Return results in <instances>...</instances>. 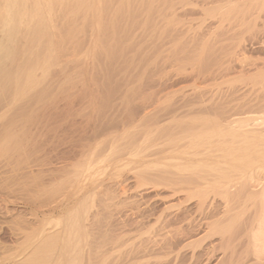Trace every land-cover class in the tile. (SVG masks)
Instances as JSON below:
<instances>
[{
  "label": "bare ground",
  "instance_id": "bare-ground-1",
  "mask_svg": "<svg viewBox=\"0 0 264 264\" xmlns=\"http://www.w3.org/2000/svg\"><path fill=\"white\" fill-rule=\"evenodd\" d=\"M135 15L140 31L154 26L139 39L187 17L186 29L210 23L236 41L233 59L264 45V0H0V264H264V112L172 107L179 90L124 81L147 63L121 62L137 43L121 24ZM200 47L203 78L223 80L231 64ZM246 65L234 77L264 87V57Z\"/></svg>",
  "mask_w": 264,
  "mask_h": 264
},
{
  "label": "rangeland",
  "instance_id": "rangeland-1",
  "mask_svg": "<svg viewBox=\"0 0 264 264\" xmlns=\"http://www.w3.org/2000/svg\"><path fill=\"white\" fill-rule=\"evenodd\" d=\"M152 12H154V13H152ZM151 13L153 14V15H156V13H155V11H151ZM137 17H138V15H137ZM137 17H136V15H135V19H132V21L134 22V26H133V22L131 21V18H130V20H128V22L125 24V23H123V24H121V29L125 32H127V30L128 29H130L131 30V32L134 34V32L137 34V36L135 37V35L136 34H134V37L136 38V42L138 43H136V46H134L132 49L131 48H129V52H128V54H126V57L124 56V60H126V61H123V60H121V62L123 63V62H125V64L123 63V65L124 66H127L126 65V63H128L129 61H131L133 58H134V61H137L138 59H141V58H143V59H141L142 61H144L146 64H144L143 66L141 65V66H139V68H131V69H128V72H127V74H126V76L128 75V77H126L125 76V80L124 81H130V82H133V81H135V78L136 77H138V78H140V77H143L144 76V74L146 75V77L145 78H147V80H148V78H149V81L152 83L151 85H152V87H151V89L154 87L155 89L156 88H158V85L159 84H161V83H166L167 84V86H168V88H167V90H165V92L166 93H164V94H168V92L169 91H178V93L177 94H180V95H177L176 94V96L174 95V96H172V95H169V96H167V98H165V100L167 99L169 102L167 103L169 106H170V104H171V106L172 107H177V108H180V107H184V106H187V105H189V103L190 102H192V103H195V102H198V103H201L202 102V100L204 101V102H207L208 100L210 101H213L214 102V104H215V109L216 110H218L219 112H220V114H229V113H241V112H254V113H257L258 114V116H260L261 115V113H263L264 112V108H263V106H264V102H263V97L262 96H264V87H261L260 89L258 88L260 85H256V86H254V87H252V89H251V87H250V85H248L247 83H245V81H244V79H241L240 77H238V78H236V77H234L236 74H234V72L235 73H237L238 71V69H240L241 68V66H245L246 64H249V63H252V61L253 62H255V59H256V61H257V59L259 60V58H261V57H264V45H262L263 43L262 42H264V39L262 40L261 38H264L263 36H264V34L262 35V33H264V32H262V33H260V34H258L259 32H256L257 33V36H256V38H257V40H258V38H259V40H258V42H260V43H262L261 44V49H255V51L254 50H250V48H249V46L247 47V49H246V53H245V56H243V57H240V58H235V59H233V58H231L230 57V52L232 51V49H234L235 48V46L236 45H233V43H235L236 41H234V42H229V41H224L223 40V38L222 37H220L219 36V33H216V34H211V32H213V30H214V27L215 26H213V24H212V26H211V24L210 23H208L207 25H208V28H204V29H202V31L200 30V31H198V30H194V29H186L185 27H184V23H185V20L187 21V17L186 18H181L182 20H178L179 21V23H178V21H175L172 25V27H169V29L168 28H166V30L168 31H165V32H162L163 30L162 29H159V30H161L160 32L158 31V33L156 32L155 34H151L152 36L149 38L147 35L149 34V36H150V32H147L146 34H144V36H147V37H142L141 39H142V41H141V39H139L140 37H141V35H143V30H150V29H153L154 28V26L153 27H151L150 29H149V27H144V29L142 30V31H140V29H141V27L138 29V26L140 25L139 23H138V26H137V22H135V20L137 19ZM134 18V17H133ZM76 19V18H75ZM181 21V22H180ZM129 22H130V24H132V25H130L129 24ZM155 22V21H154ZM135 23H136V29L135 28H133V27H135ZM123 25V26H122ZM126 25V26H125ZM130 25V27L128 28V26ZM176 25V26H175ZM141 26V25H140ZM156 26V25H155ZM178 26V27H177ZM182 26V27H181ZM210 26V27H209ZM125 27V28H124ZM133 29H132V28ZM174 27H175V29H174ZM213 29H212V28ZM177 28V29H176ZM210 28V29H209ZM145 30V31H146ZM173 30H174V32H173ZM181 30V31H180ZM207 30L209 31V32H207ZM139 31V32H138ZM172 31V32H171ZM206 31V32H205ZM128 32H129V30H128ZM130 32V33H131ZM163 34H162V33ZM170 32V33H169ZM183 32V33H182ZM190 32V33H189ZM193 32V33H192ZM200 32V33H199ZM129 33V34H130ZM132 33H131V35H132ZM138 33H139V35H138ZM165 33V34H164ZM176 33V34H175ZM198 33V34H197ZM202 33V34H201ZM206 33H208V34H206ZM187 34V35H186ZM190 34V35H189ZM194 34V35H193ZM206 36H205V35ZM168 35V36H167ZM174 35V36H173ZM177 35V36H176ZM184 35V36H183ZM193 35V36H192ZM217 37V35H218V39L215 37V36ZM260 37H259V36ZM133 36V35H132ZM138 36H140L139 38H138ZM163 36V37H162ZM182 37V39H181V37ZM185 36H187V37H185ZM200 36V37H199ZM152 37H155V38H152ZM158 37V38H157ZM146 38H147V40H146ZM149 38V39H148ZM171 38V39H170ZM173 38V39H172ZM176 38V39H175ZM188 38V39H187ZM214 38H216V40L218 41H216ZM140 41V42H138V40ZM151 39V40H150ZM167 39V40H166ZM169 39H170V41H169ZM193 39H194V41H193ZM210 39H212V41H213V39H214V41L213 42H215V46H214V43L210 40ZM164 40V41H163ZM176 40V41H175ZM181 40V41H180ZM203 41V43H201L202 41ZM162 41V42H161ZM189 41V42H188ZM224 43V44H221L222 42ZM249 40H245V42H246V44L244 43V40H243V42H242V45L244 44V45H247L249 42H248ZM146 44H144V43ZM208 42H212L213 43V45H212V43H208ZM221 42V43H220ZM166 43V44H165ZM218 43H220V45L222 46H218L219 44ZM144 44V45H143ZM187 44V45H186ZM194 44V45H193ZM203 45V47H204V49L202 50L201 49V51H211L212 49V52L214 51V52H216L215 53V57L214 56H212L213 58H214V62H211V65H215L216 63H218L220 60L222 61L223 60V62H226L227 61V63L231 66V68H230V66H228V64L226 63H223L222 65H223V67L225 66V65H227L228 66V68L229 69H232L231 71H228L227 70V72H226V77H223V80H222V77L220 78V73H218V74H214L215 75V77L217 78V75H218V78H217V80H215V81H213V80H211V79H209V78H211V77H206V79H204L205 78V76L207 75V70H205V69H203V67L201 66H199L200 64L196 61V59H193V58H196V55L198 54V52L200 51L199 50V48H202V47H200V45ZM121 45V46H120ZM119 45V47L118 48H116L115 49V51L117 52V51H119L120 49H122L123 47H125V45H124V43H122V44H120ZM153 45V46H152ZM157 45V46H156ZM182 45H183V48H182ZM190 45V46H189ZM196 45H199V46H196ZM209 45V46H208ZM210 45H212V48H211V46ZM143 46V47H142ZM180 46H181V48H180ZM185 46V47H184ZM207 46L209 47V49H207ZM226 48V50H225V48ZM234 46V47H233ZM263 46V47H262ZM121 47V48H120ZM139 49H138V48ZM156 47V48H155ZM164 47H165V49H164ZM217 47V48H216ZM219 47V48H218ZM229 47H231L230 49H229ZM255 47V46H254ZM253 47V48H254ZM135 48H136V50H135ZM141 48V49H140ZM149 48H151V49H149ZM152 48H154V49H152ZM159 48V49H158ZM167 48V49H166ZM216 48V49H215ZM224 48V49H223ZM156 49V50H155ZM157 49H158V51H157ZM182 49V50H181ZM194 49V50H193ZM218 49H220V50H218ZM229 49V50H228ZM138 50V51H137ZM146 50H149V51H146ZM151 50V51H150ZM164 51L163 52V54H164V56H166L165 58H168L165 62H162V60H158L159 62L157 63H152V60L151 59H155V57L159 54V52L160 51ZM192 50V51H191ZM221 50H223V52L222 53H220L221 52ZM227 51V52H225V51ZM231 50V51H230ZM258 50V51H257ZM261 50V51H260ZM263 50V51H262ZM187 51V52H186ZM230 51V52H229ZM131 52V53H130ZM137 54H136V53ZM150 52V53H149ZM169 52H170V54H169ZM225 52V53H224ZM132 53H134L133 54V56L134 55H136V56H134L133 58L131 57V54ZM144 53V54H143ZM157 55H156V54ZM188 53V54H187ZM194 53V54H193ZM219 53V54H218ZM196 54V55H195ZM223 54V55H222ZM229 54V57H230V60L231 61H229V59L227 58V57H225V55L227 56ZM263 54V55H262ZM149 55V56H148ZM154 55V56H153ZM194 55V56H193ZM217 55V56H216ZM219 55V56H218ZM220 55H222V56H220ZM139 56V57H138ZM141 56H144V57H141ZM186 56V57H185ZM190 56V57H189ZM129 57H130V60H128V62H127V59H129ZM135 57H136V60H135ZM145 57H146V59H145ZM151 57H153V58H151ZM171 57V58H170ZM192 57V58H191ZM211 57V61H212V58ZM217 57V58H216ZM246 57V58H245ZM127 58V59H126ZM150 58V59H149ZM224 58H226V59H224ZM242 58H245L244 60H242ZM173 59V60H172ZM191 59V60H190ZM215 59H216V61H215ZM228 59V60H227ZM236 59H238L239 61L238 62H240L239 64H238V62H237V60ZM247 59V60H246ZM149 60V61H148ZM150 60H151V63H150ZM195 60V61H194ZM232 60H236V61H232ZM252 60V61H251ZM182 61V62H181ZM243 61V62H242ZM249 61V63H247ZM151 64V66L149 65V63ZM175 62V63H174ZM216 62V63H215ZM231 62H236V63H231ZM181 63V64H180ZM221 62H219L218 63V66H219V64H220ZM241 63H244L243 65L241 64ZM121 64V63H120ZM148 64V65H147ZM154 64V65H153ZM158 66H157V65ZM162 64V65H161ZM241 64V66H239ZM122 65V64H121ZM147 65V66H146ZM153 65V66H152ZM188 65V66H187ZM197 65H198V67H197ZM217 65V64H216ZM232 65H234V66H232ZM124 66H121V71H123V69H124V71H125V67ZM149 66V67H148ZM161 66H163V67H161ZM193 66H195V67H193ZM227 66H225L226 68H227ZM240 68H239V67ZM247 66V65H246ZM123 67V68H122ZM147 67V69H146V72H145V68ZM157 67V68H156ZM216 67V66H215ZM220 67H222L221 65H220ZM234 67L236 68V70L234 69ZM150 68H152V70L150 69ZM185 68V69H184ZM190 68L191 69H195V68H197V69H195V71L192 73V70L190 71ZM198 68H200V72L201 73H199V71H196V70H199ZM219 67H217V69H218ZM246 68V67H245ZM127 69V68H126ZM133 69V70H132ZM137 69V70H136ZM141 69H142V71H141ZM181 69V70H180ZM183 69L185 70V72H186V70H187V72L185 73L184 71H183ZM193 69V70H194ZM216 69V68H215ZM264 68H262V71L264 72V70H263ZM131 70V71H130ZM189 70V71H188ZM204 70H205V72H204ZM123 71V72H124ZM133 71V72H132ZM136 71V72H135ZM138 71V72H137ZM153 73H152V72ZM182 71H183V75H185L186 76V74H188L187 76H188V78L187 79H185V80H183V81H181V80H179V78L180 77H183V75L181 74L182 73ZM233 71V72H232ZM191 72V73H190ZM196 72H198L197 74H198V77H197V75L195 74V75H193L194 73H196ZM234 74H232V73ZM129 73H132V75L131 74H129ZM202 73H204L205 74V76H204V74H202ZM138 74V75H137ZM181 76H180V75ZM221 74H225V71H224V73H221ZM238 74V73H237ZM131 75V76H130ZM135 77H134V76ZM151 75V76H150ZM153 75V76H152ZM167 75V76H166ZM193 75V76H192ZM213 75V76H214ZM220 75V76H219ZM158 76V77H157ZM160 76V77H159ZM190 76V77H189ZM191 76H192V79H191ZM200 76V77H199ZM212 76V77H213ZM161 77H162V79H161ZM172 77V78H171ZM204 77V78H203ZM138 78H136V80L138 79ZM150 78H152L151 80H150ZM204 79V81H203V79ZM222 81H225V83H222L221 82V80ZM240 78V79H239ZM156 79H158V80H156ZM164 79H166V80H164ZM173 79V80H172ZM211 80V81H209V80ZM226 79V80H225ZM161 80V81H160ZM165 81V82H164ZM170 81V82H169ZM177 81V82H176ZM154 82H155V84H154ZM158 82V83H157ZM215 83H217V85H215ZM170 85V86H169ZM175 85V86H174ZM198 85V87L199 86H202V87H200V88H202V92H204V93H202V92H200L201 94H193L192 93V89L195 87V86H197ZM248 85V86H247ZM218 86V87H217ZM171 87V88H170ZM182 87H183V90H182ZM185 87H187V88H185ZM191 87V89H189ZM247 87H249V88H247ZM256 87V88H255ZM153 88V89H154ZM173 88H175V90H172ZM240 88H243V90L242 89H240ZM263 88V89H262ZM240 89V90H239ZM248 89H249V91H248ZM206 90V91H205ZM238 90V91H237ZM246 90V91H245ZM146 91H148L149 92V89H147V90H145V92ZM180 91H182V93H186V95H187V98H185L186 97V95L184 94H182ZM189 91V92H188ZM240 91H241V93H240ZM246 93H245V92ZM251 91V92H250ZM144 92V93H145ZM180 92V93H179ZM239 92V93H238ZM244 92V93H243ZM249 92L251 93V94H249ZM253 92V93H252ZM260 92V93H259ZM123 93V92H122ZM147 93V92H146ZM162 93V94H163ZM257 93V94H256ZM113 94V95H112ZM110 93L109 94V96H108V98L111 100L112 99V97L115 99V96H116V99H117V97H119L118 96V94L117 93ZM114 94H116V95H114ZM193 94V95H192ZM245 94V95H244ZM194 95H196V97H193L192 98V100H191V98H189V97H191V96H194ZM258 96V97H257ZM107 97V96H106ZM173 97V99H171ZM179 97V98H178ZM181 97V98H180ZM202 97V98H201ZM169 98V99H168ZM114 99H112V100H114ZM177 99L178 100H180L179 102L177 101ZM167 100H166V102H167ZM174 100V101H173ZM190 100V101H189ZM197 100V101H196ZM176 101V102H175ZM173 102V103H172ZM186 102V103H185ZM170 103V104H169ZM176 103V104H175ZM181 103H183V104H181ZM192 103H190V104H192ZM180 104V105H179ZM185 104V105H184ZM179 105V106H178ZM68 138H69V136H68ZM78 138H76V140H77ZM68 139H61L60 141H58V142H56V144H55V147H57L59 150H61V149H63L64 147H65V145L64 144H68ZM60 146V147H59ZM136 164L135 165H127V167L125 166L124 168H126V169H123V172H124V174L126 173V171H133V170H135L136 169ZM126 170V171H125ZM262 176V175H261ZM263 176H264V174H263ZM262 176V178H264ZM111 180H113V181H115L116 179H114V178H111L110 179V182H111ZM262 182L264 183V179H262ZM258 191H260L261 192V196H260V198L264 201V184L261 186V185H259L257 188H256ZM132 191V192H131ZM131 191H130V193H129V195L130 196H134L135 195V193H134V190L131 188ZM132 193V194H131ZM134 194V195H133ZM152 197V196H151ZM135 200H137V201H139L140 199L139 198H136ZM147 200V199H146ZM152 200V199H151ZM150 200V201H151ZM141 201V200H140ZM139 201V202H140ZM152 202V201H151ZM154 202V201H153ZM121 205H123V204H121ZM159 204H158V202H154V203H152V207H154L156 210L158 209L156 206H158ZM122 207H124V205L122 206ZM121 206H120V204H118L117 205V208H109L108 210L109 211H114V209H120V208H122ZM124 210V209H123ZM107 215V214H106ZM107 218V217H106ZM106 220V219H105Z\"/></svg>",
  "mask_w": 264,
  "mask_h": 264
}]
</instances>
